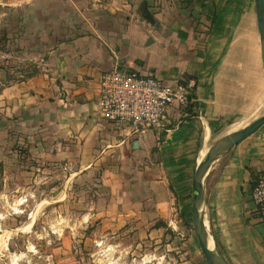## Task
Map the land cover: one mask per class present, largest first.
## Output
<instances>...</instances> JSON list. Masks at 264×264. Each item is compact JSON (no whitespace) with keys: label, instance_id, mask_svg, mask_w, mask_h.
I'll return each mask as SVG.
<instances>
[{"label":"crops","instance_id":"0c3cea01","mask_svg":"<svg viewBox=\"0 0 264 264\" xmlns=\"http://www.w3.org/2000/svg\"><path fill=\"white\" fill-rule=\"evenodd\" d=\"M117 66L194 79L195 105L159 130L122 129L98 103L103 73ZM263 112L256 0H0V138L75 178L97 173L98 232L114 247H172L176 264H209L193 222L195 168L214 137ZM214 163L202 208L209 244L229 264H264L252 200L264 125Z\"/></svg>","mask_w":264,"mask_h":264},{"label":"rangeland","instance_id":"374dc122","mask_svg":"<svg viewBox=\"0 0 264 264\" xmlns=\"http://www.w3.org/2000/svg\"><path fill=\"white\" fill-rule=\"evenodd\" d=\"M218 139L214 137L210 146ZM13 144L9 136L0 138V264H176L180 260L172 247L112 246L113 239L98 232L104 228L96 215L103 206L98 174L75 178L56 162L36 161L25 143L11 152Z\"/></svg>","mask_w":264,"mask_h":264},{"label":"built area","instance_id":"2783aa9c","mask_svg":"<svg viewBox=\"0 0 264 264\" xmlns=\"http://www.w3.org/2000/svg\"><path fill=\"white\" fill-rule=\"evenodd\" d=\"M195 86L194 79L168 82L117 66L103 73L98 103L107 120L140 134L163 128L174 111L187 115L196 102ZM252 200L264 217V176L255 179Z\"/></svg>","mask_w":264,"mask_h":264},{"label":"water","instance_id":"95a60500","mask_svg":"<svg viewBox=\"0 0 264 264\" xmlns=\"http://www.w3.org/2000/svg\"><path fill=\"white\" fill-rule=\"evenodd\" d=\"M256 10L264 61V0H256ZM262 125H264V112L242 128L229 132L219 138L212 146L209 147L206 155L195 168L193 174L195 190L193 222L202 251L209 264H229V262L216 249L211 248L209 244L208 232L202 212L205 177L212 164L219 156L255 133Z\"/></svg>","mask_w":264,"mask_h":264},{"label":"bare ground","instance_id":"6f19581e","mask_svg":"<svg viewBox=\"0 0 264 264\" xmlns=\"http://www.w3.org/2000/svg\"><path fill=\"white\" fill-rule=\"evenodd\" d=\"M253 117V116H252ZM250 120V119H249ZM238 123V122H237ZM237 126V125H236ZM207 151H208V149H206L204 152H203V156H205L206 155V153H207ZM215 164V163H214ZM213 165V164H212ZM215 168V167H214ZM210 247L211 248H213L212 247V242H210Z\"/></svg>","mask_w":264,"mask_h":264},{"label":"trees","instance_id":"16d2710c","mask_svg":"<svg viewBox=\"0 0 264 264\" xmlns=\"http://www.w3.org/2000/svg\"><path fill=\"white\" fill-rule=\"evenodd\" d=\"M32 74H33V73H28L26 76H28V75L30 76V75H32Z\"/></svg>","mask_w":264,"mask_h":264}]
</instances>
